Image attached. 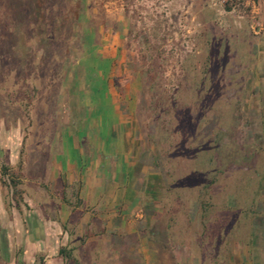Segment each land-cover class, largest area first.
Masks as SVG:
<instances>
[{"label": "rangeland", "instance_id": "1", "mask_svg": "<svg viewBox=\"0 0 264 264\" xmlns=\"http://www.w3.org/2000/svg\"><path fill=\"white\" fill-rule=\"evenodd\" d=\"M261 51L264 0H0V122L12 147H49L96 83L160 177L170 260L264 264Z\"/></svg>", "mask_w": 264, "mask_h": 264}, {"label": "crops", "instance_id": "2", "mask_svg": "<svg viewBox=\"0 0 264 264\" xmlns=\"http://www.w3.org/2000/svg\"><path fill=\"white\" fill-rule=\"evenodd\" d=\"M101 88L87 93L88 111L76 102L74 117L63 115L49 147H12L16 134L0 122V167L20 174L14 185L0 183V264H174L158 237L164 229L151 222L160 177L134 141L132 118Z\"/></svg>", "mask_w": 264, "mask_h": 264}]
</instances>
